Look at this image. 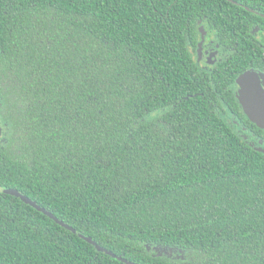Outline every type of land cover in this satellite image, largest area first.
Segmentation results:
<instances>
[{"label":"trees","instance_id":"obj_1","mask_svg":"<svg viewBox=\"0 0 264 264\" xmlns=\"http://www.w3.org/2000/svg\"><path fill=\"white\" fill-rule=\"evenodd\" d=\"M199 24L228 53L210 71L189 49ZM249 70L264 0H0V188L138 264H264V151L239 133L264 130L235 89ZM79 234L0 192V264H126Z\"/></svg>","mask_w":264,"mask_h":264},{"label":"water","instance_id":"obj_2","mask_svg":"<svg viewBox=\"0 0 264 264\" xmlns=\"http://www.w3.org/2000/svg\"><path fill=\"white\" fill-rule=\"evenodd\" d=\"M247 78L251 81L252 88L249 91H246L243 87L242 81ZM241 82V92H240V102L244 107V111L247 115V117L255 123L259 128L264 130V83L261 80L260 72L254 71L251 73L249 77L246 75H242L240 78ZM3 134V127L0 123V136ZM0 192H5L7 194L19 197L22 199L26 204H29L36 208L38 211L43 212L44 214L48 215L50 218H52L56 223L59 225L67 228L68 230L74 232L75 234H79L76 229H74L72 226L65 223L63 220L59 219L54 215V213L46 210L44 207L39 205L36 201L29 198L28 196L24 195L22 192L16 189H2L0 188ZM81 237H83L85 240L92 243L98 251L107 253L111 255L112 257L125 262L126 264H138L135 262H132L123 256H119L115 254L114 252L107 250L106 248L102 247L101 245L97 244L93 239L90 237L84 236L79 234Z\"/></svg>","mask_w":264,"mask_h":264},{"label":"flooded vegetation","instance_id":"obj_3","mask_svg":"<svg viewBox=\"0 0 264 264\" xmlns=\"http://www.w3.org/2000/svg\"><path fill=\"white\" fill-rule=\"evenodd\" d=\"M197 31H198V37H197L196 49H194L193 46L191 45L189 46V49L197 65L202 70L210 71L220 62L225 60L226 57L228 56V53L220 46L216 32L206 28L204 24H199ZM254 71L260 72L261 80L264 83V72H262L261 70H249L246 71L245 73L240 74L238 80L235 83L236 94L239 98V101H240V92H241L240 78L242 75H246L247 77H249L251 73Z\"/></svg>","mask_w":264,"mask_h":264},{"label":"rangeland","instance_id":"obj_4","mask_svg":"<svg viewBox=\"0 0 264 264\" xmlns=\"http://www.w3.org/2000/svg\"><path fill=\"white\" fill-rule=\"evenodd\" d=\"M233 123L235 125H237L236 121ZM3 125L6 126V124H3ZM6 133L1 138L3 141H5V139H6V136H5ZM239 133L253 147L264 151V140L262 138L258 137L257 135H255L252 132L248 133L244 129H240ZM148 251H150L151 253H154L156 255L163 256V257L168 258L170 260H175V261H178L181 263L186 262V260H187L186 252L183 251L182 249L166 247V246L152 245V246H148Z\"/></svg>","mask_w":264,"mask_h":264},{"label":"snow or ice","instance_id":"obj_5","mask_svg":"<svg viewBox=\"0 0 264 264\" xmlns=\"http://www.w3.org/2000/svg\"><path fill=\"white\" fill-rule=\"evenodd\" d=\"M242 84H243V87L246 91H249L251 90L252 88V84H251V81L248 80L247 78H245L243 81H242Z\"/></svg>","mask_w":264,"mask_h":264}]
</instances>
